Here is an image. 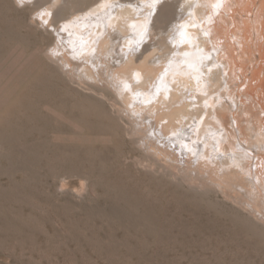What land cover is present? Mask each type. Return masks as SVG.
Wrapping results in <instances>:
<instances>
[{"label": "rangeland", "instance_id": "1", "mask_svg": "<svg viewBox=\"0 0 264 264\" xmlns=\"http://www.w3.org/2000/svg\"><path fill=\"white\" fill-rule=\"evenodd\" d=\"M34 1L0 0V264H264V221L240 194L125 109L111 76L124 45L88 64L80 43L58 51ZM97 1L71 0L55 24Z\"/></svg>", "mask_w": 264, "mask_h": 264}, {"label": "bare ground", "instance_id": "2", "mask_svg": "<svg viewBox=\"0 0 264 264\" xmlns=\"http://www.w3.org/2000/svg\"><path fill=\"white\" fill-rule=\"evenodd\" d=\"M65 1L37 0L52 14L37 16L57 32L55 48H68L66 40L80 43L88 64L99 51L111 56L123 44L127 57L115 55L122 61L116 68L110 63V74L125 109L143 119L155 116L159 134L183 144L190 169L238 192L237 201L264 221V0H140L145 7L140 1L99 0L89 8L77 6L55 24ZM144 36L148 42L135 53ZM62 57L70 64V57ZM149 85L159 87L157 95ZM142 98L148 102L142 104ZM193 158H199L195 166Z\"/></svg>", "mask_w": 264, "mask_h": 264}, {"label": "snow or ice", "instance_id": "3", "mask_svg": "<svg viewBox=\"0 0 264 264\" xmlns=\"http://www.w3.org/2000/svg\"><path fill=\"white\" fill-rule=\"evenodd\" d=\"M21 2H22V0H18V3H21ZM155 2L158 3L159 0H155ZM40 14H41V16L51 15L50 12H45L44 10H41Z\"/></svg>", "mask_w": 264, "mask_h": 264}]
</instances>
